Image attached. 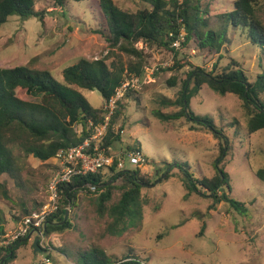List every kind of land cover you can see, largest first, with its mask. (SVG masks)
Masks as SVG:
<instances>
[{"label":"rangeland","instance_id":"1","mask_svg":"<svg viewBox=\"0 0 264 264\" xmlns=\"http://www.w3.org/2000/svg\"><path fill=\"white\" fill-rule=\"evenodd\" d=\"M99 1L66 0L60 6L54 0H35V9L44 12L43 20L10 16L0 23V67L26 65L34 70H49L63 82V69L81 58H104L111 67H125L134 61L133 55L119 45L111 46L100 32L108 33ZM113 1L132 12L148 7L141 0ZM234 1H189L190 11L195 13L199 9L207 28L217 32L227 28L226 42L219 53L199 47L192 39L178 59L186 57L194 65L215 72L237 59L250 79L264 69V52L228 24L227 13L233 9ZM257 15L264 23V0H259ZM136 46L145 49L146 66L168 64L161 66L163 69L158 67L147 82L121 99L115 123L116 131L122 128L121 138L113 142L110 153L122 156L127 146L140 147L149 161L139 167V175L151 182L174 162L189 165L197 178L212 177L216 172L214 161L220 153L219 139L212 131L184 116L161 119L156 115L158 111L170 115L180 110L179 104L165 101L179 97L190 67L173 68L175 57L167 49L145 47L142 42ZM81 91L93 107L103 104L98 90ZM22 96L39 100L25 92ZM191 108L198 115L213 118L230 138L231 149L221 166L230 177V195L248 207L246 215L224 201L211 208L212 198L188 195L180 169L171 166L168 179L142 188V218L122 235L107 232L111 218L108 211L99 212V193L83 188L73 204L66 206L72 227L40 237V251L33 247V236L27 245L16 250L17 257L8 264H81L80 255L94 247L103 249L111 257V264L127 255L144 264H264V182L255 175L264 164V129L249 133L242 100L232 93L220 95L207 85L191 98ZM75 128L80 130L79 126ZM15 154L19 163L16 177L0 175L7 191V197L0 191L5 232L46 200L47 185L56 167L55 158L41 161L19 148ZM126 161L128 168L134 167ZM103 175L107 179L112 174L105 169ZM121 193L119 188L113 190L107 210ZM24 208L28 213H24Z\"/></svg>","mask_w":264,"mask_h":264},{"label":"trees","instance_id":"2","mask_svg":"<svg viewBox=\"0 0 264 264\" xmlns=\"http://www.w3.org/2000/svg\"><path fill=\"white\" fill-rule=\"evenodd\" d=\"M54 1L60 6H64L66 2V0ZM141 1L147 3L148 7L135 12L119 7L113 0L99 1L106 21L105 30L108 33L100 32L111 46L119 45V48L135 58L125 67L115 65L111 67L104 58L94 60L81 58L63 69V82L58 81L49 70H34L26 65L0 67V175L8 174L16 177L19 171L16 148L26 155L31 154L41 161H47L55 158L60 150L81 144L89 137L94 127L104 122L107 114L105 104L115 94L116 88L125 76L134 74L144 78L147 67L146 51L143 47L136 46L139 42L145 47L156 46L172 52L175 57L173 68L190 67L179 97L175 101L170 99L165 101L167 104H179L180 110L170 115L158 111L156 115L161 119H178L184 116L212 131L219 139L220 146L219 156L214 161L216 172L212 177L197 178L189 170V165L174 162L167 165L162 176L151 182L139 175V165H134L132 168L125 166L122 169L117 167L119 158L127 162L129 152L141 151L140 147L129 145L126 147V152L122 156H117L114 164L106 168L112 174L109 178H104L105 169H101L96 174L74 177L72 182L60 186L59 207L48 218L44 226L45 235L62 232L72 227L70 217L65 219L68 211L66 206L73 204L78 191L87 182L98 186L99 212L103 214L108 211L111 218L106 228L107 232L111 235H122L142 218L140 202L142 188L168 179L172 168L175 167L182 173L188 195L196 194L212 198L211 208L224 201L238 213L243 215L248 213L246 204L230 195L232 188L230 177L221 166L231 149L230 138L224 132V128L217 125L209 115H198L193 111L191 98L198 94L203 85H207L220 95L227 93L237 95L242 100L247 116L246 128L249 133H255L264 129V69L259 71L254 79H250L242 68V63L237 59L229 62L220 72L194 65L186 57L183 60L178 59L180 51L192 39L199 47H209L220 53L226 42L227 28H222L219 32L211 27L207 28L208 24L199 14V9L195 13L190 11V0ZM258 4L259 0H235L233 9L227 13V19L228 24L239 29L252 46L264 52V23L257 15ZM42 12L35 9V0H0V23H5L12 15L24 19L38 17L43 20L44 12ZM181 32L184 33L185 39L180 48L176 49L172 47V42ZM169 82L174 83L173 80ZM82 89L98 90L104 99L103 104L100 107H93ZM131 91L133 89H128L125 95H130ZM23 92L39 100L25 99L22 96ZM121 99L117 102L103 139V147L107 149V153H110L113 142L121 138L122 128L115 130ZM75 126H79L80 130ZM145 158L148 163L149 159L146 155ZM255 175L264 182V164L255 171ZM115 188L122 190L121 196L107 210L106 203L111 200ZM0 191L7 197L6 188L1 181ZM24 213H28L27 208H24ZM3 220L0 213V238L5 234ZM30 240L31 237L26 236L10 244L0 245V264L13 261L17 257L16 250L27 245ZM79 261L81 264L112 263L111 257L103 249L96 247L84 251ZM117 264H144V262L137 257L127 255Z\"/></svg>","mask_w":264,"mask_h":264},{"label":"built area","instance_id":"3","mask_svg":"<svg viewBox=\"0 0 264 264\" xmlns=\"http://www.w3.org/2000/svg\"><path fill=\"white\" fill-rule=\"evenodd\" d=\"M185 39L184 33L181 32L172 42V47L178 49L182 41ZM168 63H162L147 66L144 78L134 74H128L121 84L116 88L113 94L105 104L107 114L103 123L96 125L93 132L81 144L71 146L67 149L60 150L56 157V167L54 173L49 179L47 185V197L38 210L25 215L18 225L5 232L0 239V245L10 244L20 238L42 237L45 236L44 226L47 224L48 218L53 215L59 207V193L62 184L72 182L74 177L96 174L101 169H106L114 164L117 155L107 153V149L103 147V139L106 135L107 126L111 116L113 115L117 102L125 95L128 89H133L147 82L159 66H166ZM128 163L131 165L146 164L145 154L140 150H134L127 154ZM126 166V162L119 158L118 168L122 169ZM92 192H98V186L87 182L82 186ZM100 192V191H99Z\"/></svg>","mask_w":264,"mask_h":264},{"label":"water","instance_id":"4","mask_svg":"<svg viewBox=\"0 0 264 264\" xmlns=\"http://www.w3.org/2000/svg\"><path fill=\"white\" fill-rule=\"evenodd\" d=\"M68 217V211L66 212V215H65V219ZM39 238L38 237H35L34 238V243H33V247H34V249H35V251H40L41 250V248L39 247ZM37 247H39V248H37Z\"/></svg>","mask_w":264,"mask_h":264},{"label":"clouds","instance_id":"5","mask_svg":"<svg viewBox=\"0 0 264 264\" xmlns=\"http://www.w3.org/2000/svg\"><path fill=\"white\" fill-rule=\"evenodd\" d=\"M96 193H98V192H96ZM39 238V237H38ZM32 239V238H31Z\"/></svg>","mask_w":264,"mask_h":264}]
</instances>
